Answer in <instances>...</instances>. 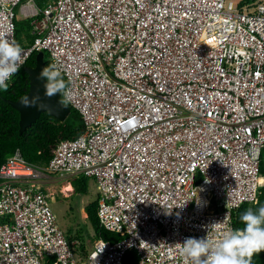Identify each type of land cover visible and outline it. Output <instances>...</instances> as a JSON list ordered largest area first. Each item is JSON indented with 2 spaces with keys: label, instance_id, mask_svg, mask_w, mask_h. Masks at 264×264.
<instances>
[{
  "label": "built area",
  "instance_id": "2783aa9c",
  "mask_svg": "<svg viewBox=\"0 0 264 264\" xmlns=\"http://www.w3.org/2000/svg\"><path fill=\"white\" fill-rule=\"evenodd\" d=\"M240 1L0 0V34L16 42L29 20L34 36L19 69L46 53L84 125L44 166L18 149L0 166V264H122L130 251L185 264L187 238L214 246L235 230L264 185V0ZM47 174L92 179L118 241L78 257L40 189Z\"/></svg>",
  "mask_w": 264,
  "mask_h": 264
},
{
  "label": "trees",
  "instance_id": "16d2710c",
  "mask_svg": "<svg viewBox=\"0 0 264 264\" xmlns=\"http://www.w3.org/2000/svg\"><path fill=\"white\" fill-rule=\"evenodd\" d=\"M255 1L256 0H241L240 4L246 5ZM30 32L31 27L29 26V20L16 22L15 37L16 43H18L20 47H27L32 44L34 36L31 35ZM22 35H24L26 39L25 45L22 43ZM36 54V52H33L23 67H33ZM51 65L49 56L48 60L45 61L44 55V69L49 68ZM23 67L12 76L8 82L6 91L0 89V166L17 149L26 162L44 166L50 161L52 150L59 141L75 139L84 131V125L79 114L69 107L70 113L64 122L61 123L48 113L43 112L29 128L19 135V114L7 103V101H15L28 92L29 81L27 75L23 71ZM62 78L64 79L63 76ZM64 81L66 83L65 79ZM60 99L64 103L63 93H60ZM259 159V172L264 177V147L261 150ZM68 181L72 186L73 193L79 195H85L87 193L88 178L81 175L72 177ZM97 201L98 198L85 207L86 218L89 220L93 229V236L88 237V235H86V239L88 242L90 241L91 244L99 239L104 241H118L119 236L117 234L108 232L99 226L96 217ZM261 206H264V185L258 190L256 203L244 204L234 213V228L242 229L244 227V224L240 220V215L243 212L249 208L255 212ZM66 238L68 241H78L76 251L82 254L86 253V240L82 238L80 230H78L73 237ZM122 264H137L135 252H127ZM252 264H264V252L255 254L252 258Z\"/></svg>",
  "mask_w": 264,
  "mask_h": 264
},
{
  "label": "clouds",
  "instance_id": "9594fccd",
  "mask_svg": "<svg viewBox=\"0 0 264 264\" xmlns=\"http://www.w3.org/2000/svg\"><path fill=\"white\" fill-rule=\"evenodd\" d=\"M21 58L20 45L0 34V89L7 90V81L18 72ZM40 75L46 80L44 87L47 97L64 93L66 83L55 65L45 68ZM67 99L65 94L66 105ZM22 103L33 106L28 98H24ZM240 220L244 227L230 232L214 246L205 238H187L180 249L185 264H252L253 256L264 252V206L255 212L251 208L247 209L240 215Z\"/></svg>",
  "mask_w": 264,
  "mask_h": 264
},
{
  "label": "rangeland",
  "instance_id": "374dc122",
  "mask_svg": "<svg viewBox=\"0 0 264 264\" xmlns=\"http://www.w3.org/2000/svg\"><path fill=\"white\" fill-rule=\"evenodd\" d=\"M34 1L38 4L44 3V0ZM234 1L237 2L239 0ZM47 60L48 56L45 53V61ZM56 177L55 174H47L48 180L45 178L40 181V189L47 196L50 208L57 218V224L65 236L68 238L73 237L78 230L81 231L82 238L86 240L85 250L87 253L93 248V244L90 241L88 242L86 235L92 237L93 229L89 220L86 218L85 207L98 198L95 184L92 180H89L87 193L85 195H79L73 193L71 191L72 189L69 190L70 192L67 191L69 188L67 186L68 178L57 179ZM76 254L78 257L82 256V253H78V251H76Z\"/></svg>",
  "mask_w": 264,
  "mask_h": 264
},
{
  "label": "water",
  "instance_id": "95a60500",
  "mask_svg": "<svg viewBox=\"0 0 264 264\" xmlns=\"http://www.w3.org/2000/svg\"><path fill=\"white\" fill-rule=\"evenodd\" d=\"M44 70V53L38 52L35 55V64L33 67H23V71L27 75L29 81L28 92L15 101H7V103L19 114V135L29 128L40 116L46 112L51 117L57 119L61 123L66 120L70 113V108L61 101L60 93L52 97L45 95L46 80L41 78V72ZM37 97L39 99H37ZM24 98H28L33 106H25L22 103Z\"/></svg>",
  "mask_w": 264,
  "mask_h": 264
},
{
  "label": "crops",
  "instance_id": "0c3cea01",
  "mask_svg": "<svg viewBox=\"0 0 264 264\" xmlns=\"http://www.w3.org/2000/svg\"><path fill=\"white\" fill-rule=\"evenodd\" d=\"M22 43L25 45V43H26V39H25V37H24V35H22ZM89 180H92V179H90V178H88ZM93 181V180H92ZM94 182V181H93ZM45 183H46V181H45ZM95 184V183H94ZM69 184H67V186H68ZM69 187H71V185H69ZM95 187H96V185H95ZM72 188V187H71ZM72 191H73V189H72ZM97 196H98V192H97ZM97 198V197H96Z\"/></svg>",
  "mask_w": 264,
  "mask_h": 264
},
{
  "label": "bare ground",
  "instance_id": "6f19581e",
  "mask_svg": "<svg viewBox=\"0 0 264 264\" xmlns=\"http://www.w3.org/2000/svg\"><path fill=\"white\" fill-rule=\"evenodd\" d=\"M71 189H72V188L69 187V188L67 189V191H69V190H71ZM71 191H72V190H71ZM69 192H70V191H69Z\"/></svg>",
  "mask_w": 264,
  "mask_h": 264
}]
</instances>
